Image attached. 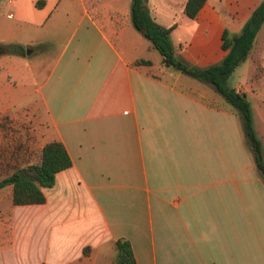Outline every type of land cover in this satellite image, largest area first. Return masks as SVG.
Here are the masks:
<instances>
[{
	"label": "crops",
	"instance_id": "0c3cea01",
	"mask_svg": "<svg viewBox=\"0 0 264 264\" xmlns=\"http://www.w3.org/2000/svg\"><path fill=\"white\" fill-rule=\"evenodd\" d=\"M186 1L145 5L160 26L175 24L176 53L205 68L227 53L223 31L239 33L262 0H205L193 18ZM4 3L21 24L0 34V54L27 62L9 58L0 73V144L15 85L13 100L25 105L13 109L31 106L33 118L43 112L48 121L38 160L20 168L55 140L72 164L42 188L43 203L15 205L12 186L0 189V264H115L119 238L136 264H264V179L238 115L215 88L171 76L133 26L131 6L112 9L114 17L85 11L39 80L30 58L62 35L39 34L60 0ZM262 29L237 67L246 81L230 86L245 95L263 85Z\"/></svg>",
	"mask_w": 264,
	"mask_h": 264
},
{
	"label": "trees",
	"instance_id": "16d2710c",
	"mask_svg": "<svg viewBox=\"0 0 264 264\" xmlns=\"http://www.w3.org/2000/svg\"><path fill=\"white\" fill-rule=\"evenodd\" d=\"M205 0H187L184 14L193 18ZM131 19L136 30L149 40L151 47L162 56L167 67L188 75L198 81L211 84L215 90L229 103L238 115L241 130L249 148L257 171L264 179V153L261 139L257 136L253 123L252 108L244 93L237 92L228 85V79L235 69L248 57L255 37L264 22V0L253 10L241 31L233 34L224 30L221 36L222 48L227 51L223 59L205 68L191 66L177 53L170 39L175 27H162L151 17L145 0H132ZM146 62V61H144ZM71 159L60 141L44 144L37 163L18 168L0 179V189L12 186V203L15 205L39 204L45 201L42 188L51 187L55 182V174L70 167ZM117 254L115 264H136L131 244L124 238L115 242Z\"/></svg>",
	"mask_w": 264,
	"mask_h": 264
},
{
	"label": "rangeland",
	"instance_id": "374dc122",
	"mask_svg": "<svg viewBox=\"0 0 264 264\" xmlns=\"http://www.w3.org/2000/svg\"><path fill=\"white\" fill-rule=\"evenodd\" d=\"M4 2L5 0H0V34H5L10 28L13 32H15L16 27L21 24L20 21L16 20V18H8L6 16L7 7ZM131 2L132 0H60L57 10L53 12V15L47 22V25L39 30V34H51L54 31L55 34L62 35L53 39L54 44L48 50H44L45 52H37L30 58L33 63L39 64V80L45 76L46 69L51 65L54 57H56L61 50L67 38V34H71L73 32L85 11L93 14L94 16L98 14V16L103 15L105 17H114L112 9L120 6L130 11ZM27 33L32 34V31L28 30ZM260 34H264V29H262ZM153 53L158 59L161 58L160 53L156 49H153ZM9 58V61L12 63L17 61L24 65L27 62L23 57L0 54L1 74L4 71L3 64ZM239 71L240 68H236L230 75L228 79L229 86L235 85L238 81L242 83L246 81V79L239 75ZM168 72L171 76H174L175 74H178L179 71L173 67H169ZM171 79L172 78L169 77L170 81ZM179 81L182 84H199L201 86H205L188 75L180 72ZM262 81L263 85L258 89L257 94L254 96L246 94V97L252 108L255 132L261 139L264 151V142L261 136L262 132H260L262 126L257 110L258 106L261 104L260 100L264 98V78ZM14 87L15 85L11 88L12 95L8 98L7 102L3 103L4 106H11V109L1 118V126L5 135L2 138L4 142L2 141V144H0V157H6L7 161L0 162V179L11 174L14 170L20 168L28 161L36 162L38 160L39 146L42 144V138L38 139V134L40 133L42 135L48 127V121L46 120L43 112H41L39 117L36 113V117L33 118V110L31 106L21 109H13L25 105L21 101L13 100L15 99L16 90L20 88ZM244 142L246 144V141Z\"/></svg>",
	"mask_w": 264,
	"mask_h": 264
},
{
	"label": "built area",
	"instance_id": "2783aa9c",
	"mask_svg": "<svg viewBox=\"0 0 264 264\" xmlns=\"http://www.w3.org/2000/svg\"><path fill=\"white\" fill-rule=\"evenodd\" d=\"M8 1H11V0H8Z\"/></svg>",
	"mask_w": 264,
	"mask_h": 264
},
{
	"label": "water",
	"instance_id": "95a60500",
	"mask_svg": "<svg viewBox=\"0 0 264 264\" xmlns=\"http://www.w3.org/2000/svg\"><path fill=\"white\" fill-rule=\"evenodd\" d=\"M0 51H1V48H0Z\"/></svg>",
	"mask_w": 264,
	"mask_h": 264
}]
</instances>
